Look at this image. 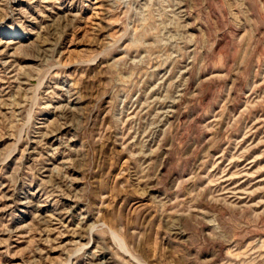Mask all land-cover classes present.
<instances>
[{"label":"rangeland","instance_id":"1","mask_svg":"<svg viewBox=\"0 0 264 264\" xmlns=\"http://www.w3.org/2000/svg\"><path fill=\"white\" fill-rule=\"evenodd\" d=\"M0 264H264V0H0Z\"/></svg>","mask_w":264,"mask_h":264}]
</instances>
